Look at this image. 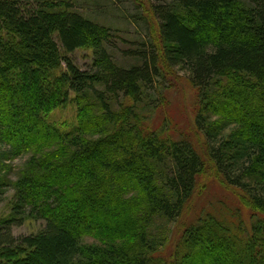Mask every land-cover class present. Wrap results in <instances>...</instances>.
Wrapping results in <instances>:
<instances>
[{"label":"trees","instance_id":"1","mask_svg":"<svg viewBox=\"0 0 264 264\" xmlns=\"http://www.w3.org/2000/svg\"><path fill=\"white\" fill-rule=\"evenodd\" d=\"M74 2L0 0V200L14 191L0 264H264V0L150 2L127 66L115 28ZM165 66L196 89L193 138L153 122ZM71 103L77 125L62 131L48 118ZM207 161L249 220L190 213ZM27 219L45 224L15 235Z\"/></svg>","mask_w":264,"mask_h":264},{"label":"rangeland","instance_id":"2","mask_svg":"<svg viewBox=\"0 0 264 264\" xmlns=\"http://www.w3.org/2000/svg\"><path fill=\"white\" fill-rule=\"evenodd\" d=\"M75 9L103 24L115 28V45L110 46V51L115 60L121 65H131L133 60L124 56L123 51L134 47L135 42H140L147 37L146 26L135 20L140 16L152 15L149 10L150 2L160 4L169 0H74ZM73 60L81 69H87L93 61L91 49H79L72 55ZM166 81L161 94L165 103L153 117L157 127L165 123L169 126L166 130L171 137H181L187 133L191 138L193 128V115L196 105V89L191 85L188 74L178 68L165 66ZM49 122L56 124L62 131L71 130L77 125V108L71 103L65 108L57 109L49 115ZM151 123V121H149ZM202 139V138H201ZM25 157L11 158L7 161L15 177L21 168L25 167ZM208 171L200 179L196 193V200L190 213L198 214L204 203H211L215 213H221V218L229 225H236L240 220H249L251 209L242 203L240 193L220 179L210 162L207 161ZM14 191L10 188L0 200V219L7 218L11 212V203ZM188 220V219H187ZM182 222V221H181ZM45 221L42 219H27L21 226H15L13 232L17 236L38 232L43 228ZM158 222V225H162ZM174 230L175 224L170 225ZM87 242H97L94 237H86Z\"/></svg>","mask_w":264,"mask_h":264}]
</instances>
